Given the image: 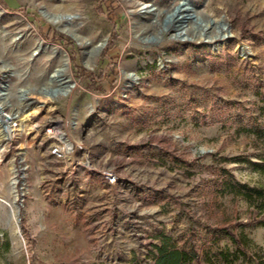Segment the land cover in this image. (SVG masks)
Wrapping results in <instances>:
<instances>
[{
  "label": "rangeland",
  "instance_id": "1",
  "mask_svg": "<svg viewBox=\"0 0 264 264\" xmlns=\"http://www.w3.org/2000/svg\"><path fill=\"white\" fill-rule=\"evenodd\" d=\"M0 7L6 101L31 96L0 151V264H157L163 250L195 252L187 264L264 261V0ZM51 46L76 85L67 95ZM57 139L96 170L71 169Z\"/></svg>",
  "mask_w": 264,
  "mask_h": 264
},
{
  "label": "bare ground",
  "instance_id": "2",
  "mask_svg": "<svg viewBox=\"0 0 264 264\" xmlns=\"http://www.w3.org/2000/svg\"><path fill=\"white\" fill-rule=\"evenodd\" d=\"M151 11L152 10H151L150 4L149 5L148 4H142L141 8L139 9L140 14L141 13H148ZM1 13H2V9L0 7V14ZM72 18L73 17L70 15L62 16V17L57 18L53 22L54 23H57V22H59V23L63 22L64 23L65 21H70ZM222 31H223V33H221V35H220L221 38H222V36H226V32H224V30H222ZM227 32H228V30H227ZM211 41H213V40H211ZM41 44H42L41 42L38 43L39 47L42 46ZM79 44L84 45V46L87 45V43L82 42V41H80ZM51 49H52V53L61 62V64L58 66V68L51 75V81L53 83V87H59L60 91L62 90L61 94L67 95L68 93L72 92L73 89L76 87V85L71 80V77L66 73V71L69 67L67 58L64 57V53L60 48H57L55 46H51ZM135 79H136L135 76H133V81ZM131 84H129L128 86L130 87ZM0 85L2 86V89H0V151H1L4 148V144L10 139V136L13 135L14 132L18 129L17 128L18 123L20 122L19 125L22 126L24 121L30 116V112H25V109L30 106L31 96L27 90L23 89L21 91V94H20V99H19L20 103L17 107H15L14 105H12L6 101L7 85L2 81H0ZM6 110H9V112H6ZM19 129H21V127ZM55 131H57V130H54V132H52L51 134L53 135L55 133ZM57 133L61 134V132H59V131H57ZM62 144H63V142H62ZM71 145L72 144L70 143V148H71ZM61 148L63 150L65 149L64 144ZM70 148L67 150H70ZM67 150H65V152H67ZM23 160H24V158L21 157V161H23ZM25 169H26V166L23 164L21 166L23 178L25 177ZM13 172H14V174H16L15 170H13ZM17 180H18L17 177L13 176L12 182H11L12 191L14 193L15 199L17 196V192H16ZM16 221H17V219H16Z\"/></svg>",
  "mask_w": 264,
  "mask_h": 264
},
{
  "label": "built area",
  "instance_id": "3",
  "mask_svg": "<svg viewBox=\"0 0 264 264\" xmlns=\"http://www.w3.org/2000/svg\"><path fill=\"white\" fill-rule=\"evenodd\" d=\"M68 121L64 122L63 125H61L60 129L61 128H66L68 127ZM61 132V131H60ZM57 131H55V133L53 134L54 136L58 137L57 135ZM67 137H70L68 134H66ZM71 138V137H70ZM59 142H60V145L59 146H56L53 150H52V153L54 155H56L57 157L59 158H63L65 159L66 161L69 162V164L71 165V169H74L76 167H80V166H84L85 168H87L89 171L90 170H96L95 168H93L91 165H90V162L88 160V155H84L85 159L83 160V164H81L80 162H77V160L75 159V150H74V143L71 139V148L70 150H67V152H65V149L63 150L61 147L63 146L62 142L57 139ZM79 148H81L79 146ZM99 173H101V175L104 177L105 181L112 184V183H115L117 181V177L116 175L112 172V171H99Z\"/></svg>",
  "mask_w": 264,
  "mask_h": 264
},
{
  "label": "trees",
  "instance_id": "4",
  "mask_svg": "<svg viewBox=\"0 0 264 264\" xmlns=\"http://www.w3.org/2000/svg\"><path fill=\"white\" fill-rule=\"evenodd\" d=\"M227 234L231 238L232 242L235 245H237L239 248H241L242 242L232 233L227 232ZM193 261L195 262L199 261V257L195 252L188 253L180 250H173V251L163 250L161 252V256L157 260V264H187V263H192ZM258 264H264V261L261 260L258 262Z\"/></svg>",
  "mask_w": 264,
  "mask_h": 264
},
{
  "label": "water",
  "instance_id": "5",
  "mask_svg": "<svg viewBox=\"0 0 264 264\" xmlns=\"http://www.w3.org/2000/svg\"><path fill=\"white\" fill-rule=\"evenodd\" d=\"M42 41V40H41ZM44 43V41H42ZM47 45V47L49 48L50 44L49 43H44ZM46 47V48H47ZM45 48V47H44ZM0 89H2V86L0 85ZM47 95H50V96H55L56 94H60L59 93V90H55L54 92H48L46 93ZM25 111H28V109H26ZM14 204H16V202H14Z\"/></svg>",
  "mask_w": 264,
  "mask_h": 264
}]
</instances>
